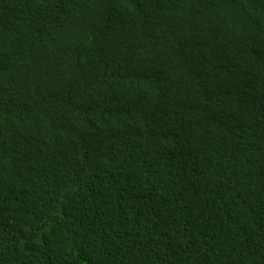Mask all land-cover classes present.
<instances>
[{
  "label": "trees",
  "instance_id": "16d2710c",
  "mask_svg": "<svg viewBox=\"0 0 264 264\" xmlns=\"http://www.w3.org/2000/svg\"><path fill=\"white\" fill-rule=\"evenodd\" d=\"M0 264H264V0H0Z\"/></svg>",
  "mask_w": 264,
  "mask_h": 264
}]
</instances>
